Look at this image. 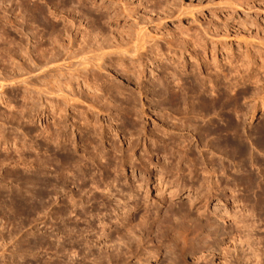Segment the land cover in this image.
<instances>
[{"label":"rangeland","instance_id":"obj_1","mask_svg":"<svg viewBox=\"0 0 264 264\" xmlns=\"http://www.w3.org/2000/svg\"><path fill=\"white\" fill-rule=\"evenodd\" d=\"M261 125L264 0H0V264H264Z\"/></svg>","mask_w":264,"mask_h":264},{"label":"bare ground","instance_id":"obj_2","mask_svg":"<svg viewBox=\"0 0 264 264\" xmlns=\"http://www.w3.org/2000/svg\"><path fill=\"white\" fill-rule=\"evenodd\" d=\"M120 48V47H119ZM99 63V62H98ZM97 64V63H96ZM86 68V67H85ZM177 95V94H175ZM173 97V101L176 100L178 101V97L175 96ZM224 95V94H223ZM225 96V95H224ZM172 101V102H173ZM207 110L211 109L213 110V107H215V103H210V104H206L205 105ZM206 111V110H205ZM184 112V111H183ZM182 112V113H183ZM189 112V111H188ZM186 112V114L188 113ZM193 112V111H192ZM189 112V113H192ZM195 113V112H194ZM193 113V114H194ZM184 114V113H183ZM192 114V115H193ZM185 117V116H184ZM190 119V116L188 117ZM185 120H187L185 118ZM191 121V120H190ZM185 123V122H184ZM183 123V124H184ZM188 123V122H187ZM186 124V123H185ZM188 125V124H187ZM193 125V123H192ZM191 122H190V126ZM184 127V125H182ZM188 126V127H190ZM179 127V126H178ZM236 125H233L230 121L223 127H220L218 125H215L214 123H211L210 128L208 127V130H205V132L207 131V133L209 134H213L216 133L217 135H220V139H222V141H224L225 143L228 144V142H231V137H230V132L231 130L234 132L236 130ZM186 128V127H184ZM183 129V128H182ZM258 133L261 137V139L263 140L264 143V125L260 127V129L258 130ZM206 134V133H205ZM208 136V135H207ZM223 136V137H222ZM218 137V136H217ZM222 137V138H221ZM223 142V143H224ZM226 144V145H227ZM123 188V187H122ZM124 191V190H123ZM133 191V190H132ZM169 195L173 196L174 194H177V191H170L168 192ZM114 194V193H113ZM123 194V193H122ZM160 194V193H159ZM124 196V195H123ZM116 199V198H115ZM196 198H191L190 202L195 203ZM118 201V200H117ZM183 206V207H182ZM180 208L183 210L181 211V213L178 216H175L174 219L171 220V218L169 220H167L168 218L165 217L164 215V220H162L160 222V225L158 224V232L159 235L162 237H168V239L170 240V243L175 246V247H179L178 249L180 251H183L185 249L186 246H195L196 244L200 243L205 237L210 235V228L213 225V221L210 218H206L205 221H202L200 217H195L191 214L190 212V204H185V203H181L180 204ZM168 210V209H167ZM127 212V209L124 210V213ZM166 212V211H165ZM168 212V211H167ZM153 213H156L155 215L158 216V209L155 210V212L153 211ZM144 214V213H143ZM147 214V213H146ZM204 214V213H203ZM167 215V213H166ZM170 215V214H169ZM174 215V214H172ZM171 215V217H173ZM151 215L149 214L148 216H146V218L142 221V223H140L141 227H143L144 229H147L149 227H147L150 223L148 221V218ZM156 217V216H154ZM206 217V216H205ZM155 219V218H154ZM159 219V218H158ZM161 220V218H160ZM159 220V221H160ZM171 221H175V222H171ZM158 223V222H156ZM136 226V225H135ZM104 228V227H103ZM99 229V228H98ZM136 230V229H135ZM156 231V230H155ZM105 232V231H104ZM132 234V233H131ZM100 235V234H99ZM174 235H178V241L174 238ZM129 242V241H128ZM187 248V247H186ZM101 250V249H100ZM226 263V262H225Z\"/></svg>","mask_w":264,"mask_h":264}]
</instances>
